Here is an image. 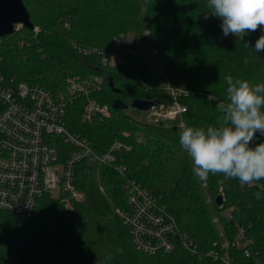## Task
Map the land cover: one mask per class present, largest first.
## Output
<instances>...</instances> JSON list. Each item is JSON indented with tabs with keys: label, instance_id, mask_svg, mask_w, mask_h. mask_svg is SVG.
I'll use <instances>...</instances> for the list:
<instances>
[{
	"label": "trees",
	"instance_id": "trees-1",
	"mask_svg": "<svg viewBox=\"0 0 264 264\" xmlns=\"http://www.w3.org/2000/svg\"><path fill=\"white\" fill-rule=\"evenodd\" d=\"M22 2L38 31L18 26L12 35L0 38V78L7 83L39 85L58 95L67 91L72 78L101 76L100 99L111 108L116 100L129 107L135 100L167 102L166 86H193L196 94L181 99L188 108L185 125L205 128L220 116L216 105L226 99V75L250 85L264 83V51H254L264 33L258 29L250 41L225 37L207 0ZM128 34L133 42L117 52V64L103 66L97 56L82 54L85 49L107 52L115 37ZM109 83L120 92L114 93ZM83 106L80 100L70 107L69 130L89 139L101 153L117 141L132 147L117 151L127 175L106 165L88 168L83 162L76 168L81 199L48 195L31 217L0 210V264H218L209 257L190 256L181 243L175 251L157 255L133 246L128 226L117 213L128 209V178L164 204L200 252L216 242H233L238 225L254 242V258L246 259L239 249L231 251L234 257L242 264L264 259V186L241 187L237 179L223 174H209L201 182L180 145L181 129L140 121L143 113L136 109L130 114V109L111 110V119L85 124ZM220 190L226 207H235V222L225 219L216 204Z\"/></svg>",
	"mask_w": 264,
	"mask_h": 264
},
{
	"label": "built area",
	"instance_id": "built-area-1",
	"mask_svg": "<svg viewBox=\"0 0 264 264\" xmlns=\"http://www.w3.org/2000/svg\"><path fill=\"white\" fill-rule=\"evenodd\" d=\"M37 31V28L33 29V32ZM132 42L131 34L120 35L114 38L109 51L85 49L82 54L95 55L101 59L103 66H108L117 52L128 48ZM102 83L101 76L86 80L72 78L68 81L67 91L57 95L39 85L7 83L0 78L1 211L31 217L39 202L48 195L55 198L66 196L67 200L81 199L82 195L76 189V168L83 162L88 168L106 165L122 176L127 175L126 167L117 160V151L123 149L129 152L132 147L117 141L108 151L101 153L89 139L68 128L70 107L80 100L84 103L81 112L83 123L92 124L112 118L113 109L100 99ZM165 89L169 101H154L155 106L142 112L140 121L153 125H174L182 130L188 108L181 99L196 94L195 88ZM245 186L263 189L264 184ZM124 188L128 193V209H119L117 213L123 217L133 246L139 251L147 255L171 253L181 243L190 256L199 260L209 257L218 264H242L231 253L235 249L242 251L246 259L254 258V242L238 225L233 242H216L207 252H200L198 245L181 232L175 216L151 191L129 178ZM220 192L223 200L219 207L221 214L228 221L235 222V207L227 208L224 191ZM254 264H264V259L257 258Z\"/></svg>",
	"mask_w": 264,
	"mask_h": 264
},
{
	"label": "clouds",
	"instance_id": "clouds-1",
	"mask_svg": "<svg viewBox=\"0 0 264 264\" xmlns=\"http://www.w3.org/2000/svg\"><path fill=\"white\" fill-rule=\"evenodd\" d=\"M207 7L220 19L225 37L241 38L258 29L264 33V0H207ZM254 51H264V34L256 40ZM224 80L226 99L216 105L220 113L216 124L206 128L183 125L180 145L191 158L194 178L201 182L209 174H223L225 179H237L241 187L259 184L264 180V142L254 147L252 143L264 136V83L250 85L232 75ZM255 196L261 198L259 192Z\"/></svg>",
	"mask_w": 264,
	"mask_h": 264
},
{
	"label": "water",
	"instance_id": "water-1",
	"mask_svg": "<svg viewBox=\"0 0 264 264\" xmlns=\"http://www.w3.org/2000/svg\"><path fill=\"white\" fill-rule=\"evenodd\" d=\"M19 25L29 30L34 29L28 9L25 4H23L22 0H0V38L12 35ZM227 37L233 38L234 35L229 34ZM109 87L113 89L114 93L120 92L113 87L112 83H109ZM155 104L154 101L135 100L130 107L140 112H145L153 108ZM130 107L120 100H116L112 105L114 111H127ZM175 129L178 130L177 127H175ZM263 138L264 136H258L252 143V146L254 147L255 144L263 142ZM216 200L217 206L220 207L223 203L222 196L220 195Z\"/></svg>",
	"mask_w": 264,
	"mask_h": 264
},
{
	"label": "rangeland",
	"instance_id": "rangeland-1",
	"mask_svg": "<svg viewBox=\"0 0 264 264\" xmlns=\"http://www.w3.org/2000/svg\"><path fill=\"white\" fill-rule=\"evenodd\" d=\"M146 33H148V32H145L144 34L146 35ZM253 34H254V32H249L247 35H245V36H243V37H241V39L242 40H246V41H250L251 40V38H252V36H253ZM144 35V36H145ZM148 35V34H147ZM235 36V35H234ZM113 60H112V64L114 65V64H117V63H119V62H121V59L119 58V56L118 55H115L113 58H112ZM168 86H166V88H167ZM129 114L130 113H133L134 112V108H130V110L129 111H127ZM138 120H139V118H137ZM128 134V133H127ZM115 143V142H114ZM113 143V144H114ZM55 198V197H54ZM65 198H68V197H66L65 196ZM209 199V198H208ZM207 199V200H208ZM220 210V209H219ZM214 222L216 223V224H218V222H220V221H218V217L217 216H215V218H214ZM219 228V227H218ZM222 228H219V231H220V233H222Z\"/></svg>",
	"mask_w": 264,
	"mask_h": 264
},
{
	"label": "crops",
	"instance_id": "crops-1",
	"mask_svg": "<svg viewBox=\"0 0 264 264\" xmlns=\"http://www.w3.org/2000/svg\"><path fill=\"white\" fill-rule=\"evenodd\" d=\"M237 37V36H236Z\"/></svg>",
	"mask_w": 264,
	"mask_h": 264
}]
</instances>
